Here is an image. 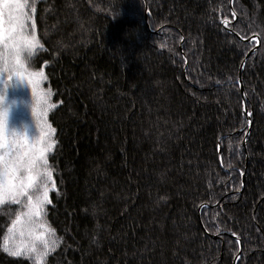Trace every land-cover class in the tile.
<instances>
[{"label": "trees", "instance_id": "obj_1", "mask_svg": "<svg viewBox=\"0 0 264 264\" xmlns=\"http://www.w3.org/2000/svg\"><path fill=\"white\" fill-rule=\"evenodd\" d=\"M28 3L55 140L41 264H231L232 234L236 264H264V0ZM19 200L0 264L37 261L5 250Z\"/></svg>", "mask_w": 264, "mask_h": 264}, {"label": "rangeland", "instance_id": "obj_2", "mask_svg": "<svg viewBox=\"0 0 264 264\" xmlns=\"http://www.w3.org/2000/svg\"><path fill=\"white\" fill-rule=\"evenodd\" d=\"M0 13L3 15L4 29L3 37L0 38V76L3 77L0 79V97H2L0 112L8 109L4 139H7L9 128L15 126V131L20 133L19 144L22 148L30 150V153H35V158L38 161L36 171L33 172V175H36V180L29 189L33 205L29 206L27 196L19 197V199L26 200V207L19 212L20 219L16 218L14 219L16 222L13 223V221L10 224L3 241L4 246H11L15 250L19 248L23 252L25 249L36 247L44 239L39 232L40 222L38 220L44 203H42V207H37V204L43 200L45 180L41 176L44 173L46 156L52 148V145L49 146L52 140V129L46 118L48 98L47 91L43 86V73L31 66L29 62L31 56L29 53L32 54L33 48L38 42L28 0H0ZM10 36L15 39L16 46L21 49L17 66L20 74L13 77L16 82L15 87L7 88L5 94L3 91L5 81L9 78V73L5 70L6 61L9 58L8 51L13 47ZM33 36H35V40L32 39ZM9 105H11L10 109ZM4 151V149H0V154H3ZM50 181H48V189ZM4 195L6 197L4 201L16 200L7 190ZM47 244L49 245V241L46 240L41 247L45 248ZM29 254L35 256L34 253Z\"/></svg>", "mask_w": 264, "mask_h": 264}, {"label": "snow or ice", "instance_id": "obj_3", "mask_svg": "<svg viewBox=\"0 0 264 264\" xmlns=\"http://www.w3.org/2000/svg\"><path fill=\"white\" fill-rule=\"evenodd\" d=\"M3 15L0 13V38L3 37ZM12 40V45L8 51V60L6 61V71L9 73V78L5 81L4 92L6 94L7 88L15 87L16 82L13 77L19 75L17 70L19 65V55L20 47L16 46L15 39L10 36ZM35 40V36L32 37ZM31 55V53H29ZM15 60V63H13ZM0 79H3L0 76ZM2 99V97H0ZM15 103V101H13ZM11 105H9L10 109ZM8 119V109L0 112V149H4V153L0 154V204L4 203L6 199L4 192L7 190L11 193L12 198L16 199V202H20L19 197L27 196L29 206L33 205V198L29 194V189L33 186V182L36 180V175L33 172L36 171L38 161L35 158V153H30V150H26L19 144L20 133L15 131V126H11L7 132V139H4L5 134V124ZM43 135V134H42ZM55 140L50 141V145H54ZM42 154V153H41ZM46 163V161H45ZM37 175H40L37 173ZM42 179L45 180L43 187V200L37 204V207H42V203L50 202L48 201V181L51 180V173L47 170L42 174ZM17 181H19L17 183ZM55 187V184H52ZM38 214V212H37ZM20 217L17 216V220ZM14 221L13 223H15ZM6 251H10L13 256L29 255V253H34L37 257L36 264H41V260L45 257L47 253V245L45 246V251H39L35 246L25 249L23 252L17 248L16 250H9L5 248Z\"/></svg>", "mask_w": 264, "mask_h": 264}, {"label": "water", "instance_id": "obj_4", "mask_svg": "<svg viewBox=\"0 0 264 264\" xmlns=\"http://www.w3.org/2000/svg\"><path fill=\"white\" fill-rule=\"evenodd\" d=\"M229 7L232 10V12H234L233 11V8H232V0H229ZM146 12H147V7L145 5V20H146V24L149 25ZM235 18H236V14L234 13L233 19L231 21H229L227 19H224L223 20V25H224L225 29L228 30L231 33L234 32L233 27H232V24L235 21ZM240 38L243 39L246 42H250L251 40L256 39L255 44L252 45L248 49V51L245 53L242 61L239 64V67H238V79H237V83H238V86H239V89H240V93H241V97H242V108H243V111L245 113V117H246V127H247V129L244 132L243 139H242V146L245 149V147H246V137H247V135L250 132L251 117H250V111L248 110V108L246 106V103H245V95H246V93H245V90H244V85L242 83L241 70H242V68L244 66L245 60L248 57V55L256 50V48H257V46L259 44V37L257 35H250V36L245 37V38H242V37H240ZM218 152H219V146H218ZM219 161H220V155H219ZM243 176H244V173L241 174V187H240V190L243 187ZM204 205H207V204H204ZM200 208H201V204L198 206V214L200 213ZM212 236L215 237L216 235H212ZM232 236L235 237L237 239V242H238L237 252L235 253V255H234L233 259H232V262H231V264H236L237 261H238V259H239V257H240V253H241V241L235 235L232 234Z\"/></svg>", "mask_w": 264, "mask_h": 264}]
</instances>
